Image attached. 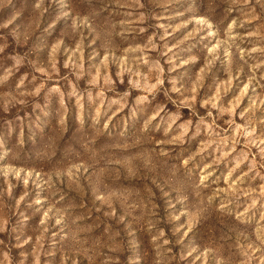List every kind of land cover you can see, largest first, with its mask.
Segmentation results:
<instances>
[{"label": "rangeland", "instance_id": "obj_1", "mask_svg": "<svg viewBox=\"0 0 264 264\" xmlns=\"http://www.w3.org/2000/svg\"><path fill=\"white\" fill-rule=\"evenodd\" d=\"M0 264H264V0H0Z\"/></svg>", "mask_w": 264, "mask_h": 264}]
</instances>
